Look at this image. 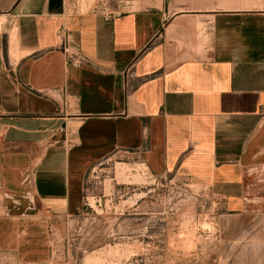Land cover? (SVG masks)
Instances as JSON below:
<instances>
[{"label":"crops","instance_id":"0c3cea01","mask_svg":"<svg viewBox=\"0 0 264 264\" xmlns=\"http://www.w3.org/2000/svg\"><path fill=\"white\" fill-rule=\"evenodd\" d=\"M74 1L0 0V255L50 263L113 155L264 201V0Z\"/></svg>","mask_w":264,"mask_h":264},{"label":"rangeland","instance_id":"374dc122","mask_svg":"<svg viewBox=\"0 0 264 264\" xmlns=\"http://www.w3.org/2000/svg\"><path fill=\"white\" fill-rule=\"evenodd\" d=\"M246 203L233 215L206 188L113 155L88 174L84 211L53 235L48 264H264V201Z\"/></svg>","mask_w":264,"mask_h":264},{"label":"built area","instance_id":"2783aa9c","mask_svg":"<svg viewBox=\"0 0 264 264\" xmlns=\"http://www.w3.org/2000/svg\"><path fill=\"white\" fill-rule=\"evenodd\" d=\"M78 2H79V0H76V1H74V10L76 11L77 9H76V5L78 4ZM109 2V0H100L99 1V3H100V5H101V9H103V7H105V5L107 4ZM100 5H98L97 7H95V9L96 10H98V9H100V8H98V7H100ZM107 17H109L110 16V14H108V15H106ZM126 87H129V83H126ZM205 188V187H204ZM207 190H209L208 188H206ZM210 191V190H209ZM211 192V191H210ZM212 193V192H211ZM213 194V193H212ZM214 195V194H213ZM215 196V195H214ZM215 197H217V196H215ZM218 198V197H217ZM224 204H225V201H223L222 199H220Z\"/></svg>","mask_w":264,"mask_h":264}]
</instances>
